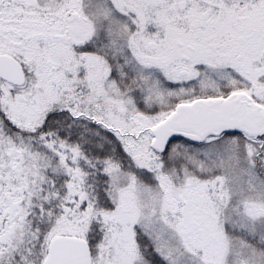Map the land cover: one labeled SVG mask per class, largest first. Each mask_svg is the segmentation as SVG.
<instances>
[{"label": "snow or ice", "instance_id": "snow-or-ice-1", "mask_svg": "<svg viewBox=\"0 0 264 264\" xmlns=\"http://www.w3.org/2000/svg\"><path fill=\"white\" fill-rule=\"evenodd\" d=\"M0 264H264V0H0Z\"/></svg>", "mask_w": 264, "mask_h": 264}]
</instances>
